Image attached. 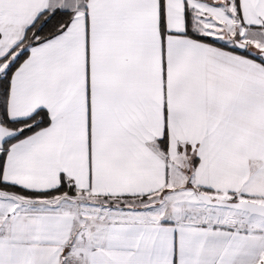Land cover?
I'll return each instance as SVG.
<instances>
[{"label": "snow or ice", "instance_id": "snow-or-ice-1", "mask_svg": "<svg viewBox=\"0 0 264 264\" xmlns=\"http://www.w3.org/2000/svg\"><path fill=\"white\" fill-rule=\"evenodd\" d=\"M0 264H264V0H0Z\"/></svg>", "mask_w": 264, "mask_h": 264}]
</instances>
